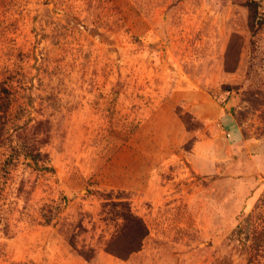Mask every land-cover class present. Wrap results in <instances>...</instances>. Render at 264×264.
Segmentation results:
<instances>
[{
    "label": "rangeland",
    "instance_id": "rangeland-1",
    "mask_svg": "<svg viewBox=\"0 0 264 264\" xmlns=\"http://www.w3.org/2000/svg\"><path fill=\"white\" fill-rule=\"evenodd\" d=\"M107 196L149 230L128 260ZM80 220L91 261L59 229ZM246 252L264 264V0H0V264Z\"/></svg>",
    "mask_w": 264,
    "mask_h": 264
},
{
    "label": "trees",
    "instance_id": "trees-1",
    "mask_svg": "<svg viewBox=\"0 0 264 264\" xmlns=\"http://www.w3.org/2000/svg\"><path fill=\"white\" fill-rule=\"evenodd\" d=\"M5 93V102L2 104V111L5 113L9 108V91L3 88ZM187 127L189 129L194 128V123L192 122V117L186 114L183 117ZM41 124V123H40ZM36 150H25L21 148V154L30 157L35 164L38 165L39 153H35ZM40 167V166H37ZM41 168V167H40ZM44 170L54 171V168L45 167L41 168ZM109 198V196H107ZM107 206H110L113 212H115L118 219L121 220V227L119 231L114 234L106 243L105 251L116 258L121 260H128L134 253L141 250L144 241L149 236V230L145 221L134 213L131 208V204L126 200L113 201L111 198L106 202ZM60 231L63 234L65 240L70 245L71 249L80 257L87 261H91L96 257V251L93 248L84 249L80 248L77 244L78 233L85 230L82 221H78L76 224L72 223H62L60 225ZM247 229H242L241 225H237L233 232L235 235H243L245 233L246 237H249ZM244 257L247 259L249 264L253 263L254 257L249 252H246ZM228 264H231V260L228 259Z\"/></svg>",
    "mask_w": 264,
    "mask_h": 264
},
{
    "label": "bare ground",
    "instance_id": "bare-ground-1",
    "mask_svg": "<svg viewBox=\"0 0 264 264\" xmlns=\"http://www.w3.org/2000/svg\"><path fill=\"white\" fill-rule=\"evenodd\" d=\"M50 8L53 10V6L52 5H50Z\"/></svg>",
    "mask_w": 264,
    "mask_h": 264
}]
</instances>
